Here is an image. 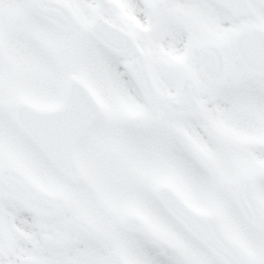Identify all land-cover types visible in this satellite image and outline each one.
I'll list each match as a JSON object with an SVG mask.
<instances>
[{
	"label": "snow or ice",
	"instance_id": "6c2138e0",
	"mask_svg": "<svg viewBox=\"0 0 264 264\" xmlns=\"http://www.w3.org/2000/svg\"><path fill=\"white\" fill-rule=\"evenodd\" d=\"M0 264H264V0H0Z\"/></svg>",
	"mask_w": 264,
	"mask_h": 264
}]
</instances>
